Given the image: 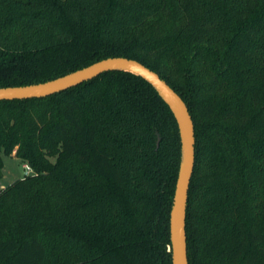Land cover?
Returning a JSON list of instances; mask_svg holds the SVG:
<instances>
[{
    "label": "trees",
    "instance_id": "1",
    "mask_svg": "<svg viewBox=\"0 0 264 264\" xmlns=\"http://www.w3.org/2000/svg\"><path fill=\"white\" fill-rule=\"evenodd\" d=\"M111 57L193 118L189 264H264V0H0V88ZM13 155L34 174L0 190V264H173L182 144L149 82L112 71L0 101V180Z\"/></svg>",
    "mask_w": 264,
    "mask_h": 264
},
{
    "label": "water",
    "instance_id": "2",
    "mask_svg": "<svg viewBox=\"0 0 264 264\" xmlns=\"http://www.w3.org/2000/svg\"><path fill=\"white\" fill-rule=\"evenodd\" d=\"M112 71L129 72L149 82L177 120L182 156L170 217L172 262L173 264H189L186 220L190 184L196 162L195 125L185 101L158 73L137 60L111 57L44 83L0 88V101L45 98Z\"/></svg>",
    "mask_w": 264,
    "mask_h": 264
},
{
    "label": "rangeland",
    "instance_id": "3",
    "mask_svg": "<svg viewBox=\"0 0 264 264\" xmlns=\"http://www.w3.org/2000/svg\"><path fill=\"white\" fill-rule=\"evenodd\" d=\"M4 170H3V178L0 180V190L5 188L6 186L12 184L14 181L18 179H22L25 176L34 174L33 170H28L26 164L23 163L16 156H4ZM171 250V247H168V251Z\"/></svg>",
    "mask_w": 264,
    "mask_h": 264
},
{
    "label": "built area",
    "instance_id": "4",
    "mask_svg": "<svg viewBox=\"0 0 264 264\" xmlns=\"http://www.w3.org/2000/svg\"><path fill=\"white\" fill-rule=\"evenodd\" d=\"M26 166H27L26 168H27L28 170H30V171L32 170V169L30 168V166H28V165H26Z\"/></svg>",
    "mask_w": 264,
    "mask_h": 264
}]
</instances>
